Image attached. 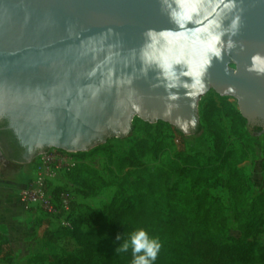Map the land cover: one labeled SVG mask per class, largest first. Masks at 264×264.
I'll return each instance as SVG.
<instances>
[{
  "label": "water",
  "instance_id": "obj_1",
  "mask_svg": "<svg viewBox=\"0 0 264 264\" xmlns=\"http://www.w3.org/2000/svg\"><path fill=\"white\" fill-rule=\"evenodd\" d=\"M211 89L264 128V0H0V118L20 162L88 151L135 116L198 132Z\"/></svg>",
  "mask_w": 264,
  "mask_h": 264
},
{
  "label": "trees",
  "instance_id": "obj_2",
  "mask_svg": "<svg viewBox=\"0 0 264 264\" xmlns=\"http://www.w3.org/2000/svg\"><path fill=\"white\" fill-rule=\"evenodd\" d=\"M220 99V103L216 99L210 100L202 111L199 129L205 126L214 140V154L205 155L204 164L192 163L195 156L182 146L171 156L168 167L153 169L144 164L142 158L153 153L158 159L168 144L148 137L136 140L126 154L116 152L109 142L96 147L94 151L114 156L119 170L128 168L122 185H127L133 193L121 203L113 200L99 209L84 206V211L73 220L71 227L46 231V245L51 238L60 235L66 236L68 242L60 251L46 252L31 261L132 264L131 247L127 252H119L117 248L133 232L144 229L161 243L154 264H264V245L249 241L255 230L264 224L261 217L264 190L257 197H251L249 178L235 161L229 162V176L221 175L231 156V143L217 113L221 108L226 109V115L232 120L231 131L239 139L245 156H248L246 148L251 146V141L247 132L239 127L247 119L239 110L233 109L226 98ZM1 119L0 136H6L14 147V152L3 148L5 156L23 161L25 147L7 127L8 119ZM147 125L151 129L152 124L147 122ZM253 129L262 130L263 127ZM85 154L78 152L80 156ZM82 172L86 173L85 177L81 176ZM67 173L74 184L82 185L81 193L85 196H92L95 191L108 186L99 171L86 164H78ZM219 186L230 193L231 209L236 213L241 232L239 237L230 236L226 206L212 191ZM14 259L11 239L0 234V264H13Z\"/></svg>",
  "mask_w": 264,
  "mask_h": 264
},
{
  "label": "rangeland",
  "instance_id": "obj_3",
  "mask_svg": "<svg viewBox=\"0 0 264 264\" xmlns=\"http://www.w3.org/2000/svg\"><path fill=\"white\" fill-rule=\"evenodd\" d=\"M221 97L226 98L233 109L240 111L239 103L236 98L227 95L222 96L211 89L199 102L200 123L202 122L201 116L205 104L212 99H216L220 103ZM217 119L225 129L227 138L231 143V156L227 161V165L221 171V175L227 178L230 172L229 162H237L238 166L247 174L250 184V195L255 198L264 190V128L262 130H254L248 122L239 127L241 130L247 132V137L251 141V146L246 148L248 156H245L239 139L231 131L232 120L226 115L225 108H221L217 113ZM147 122L149 121L135 116L132 122L133 129L127 135L113 136L109 138L107 142H109L119 154H126L129 152L134 142L143 137L151 138L155 142L163 140L168 144V147L159 155L158 159H155L153 153L142 158V162L153 169L157 167H168L171 156L176 151L180 150L182 146L185 147L188 153L195 156V159L192 161L194 164H204V156L214 154V140L205 126L198 132L188 134L182 131L179 132L175 126H168L167 124H162L160 121L154 123L149 122L152 124L151 129H149ZM95 148L85 151L86 154L84 156L78 155L77 152L76 156L79 160V164H86L97 169L108 183V186L95 191L92 196H85L81 193L83 190L82 185L74 184L68 173L61 171L54 178L52 187L56 188V192L65 190L71 194L70 209L64 210L59 208L60 211L56 214L50 213L44 208H33V212L38 214L36 220L39 223V227L43 230L44 236L48 230H57L63 226L71 227L73 225V220L84 211V206H92L93 208L99 209L104 204L110 203L113 200L121 203L133 193V191L128 189L127 185H122L124 182L123 176L128 168L126 167L119 170L114 156H109L100 151H94ZM49 151L51 150L49 149ZM41 155L42 154H38L34 156L30 161L33 178L37 173L36 168ZM80 174L82 177L86 176L84 172ZM212 191L221 198L226 206L230 236L239 237L241 232L235 219L236 213L231 209V196L229 191L220 186L212 189ZM261 217L264 219V210L262 211ZM249 241L264 245V224H261L255 230L250 236ZM44 242L47 253H50L52 250L58 252L65 247L68 238L64 235H60L59 237L51 238L48 245H46V240H44ZM18 264H21V262ZM34 264L47 263L37 260Z\"/></svg>",
  "mask_w": 264,
  "mask_h": 264
},
{
  "label": "crops",
  "instance_id": "obj_4",
  "mask_svg": "<svg viewBox=\"0 0 264 264\" xmlns=\"http://www.w3.org/2000/svg\"><path fill=\"white\" fill-rule=\"evenodd\" d=\"M33 179L31 163L9 159L0 150V234L8 236L15 250L13 264H34L46 253L43 230L37 213L20 200L19 188Z\"/></svg>",
  "mask_w": 264,
  "mask_h": 264
},
{
  "label": "built area",
  "instance_id": "obj_5",
  "mask_svg": "<svg viewBox=\"0 0 264 264\" xmlns=\"http://www.w3.org/2000/svg\"><path fill=\"white\" fill-rule=\"evenodd\" d=\"M40 156L35 177L19 188V197L28 210L44 208L50 213L70 209L71 194L65 190L56 192L52 187L54 178L61 172H68L79 164L77 152L59 148L50 149Z\"/></svg>",
  "mask_w": 264,
  "mask_h": 264
},
{
  "label": "clouds",
  "instance_id": "obj_6",
  "mask_svg": "<svg viewBox=\"0 0 264 264\" xmlns=\"http://www.w3.org/2000/svg\"><path fill=\"white\" fill-rule=\"evenodd\" d=\"M215 55H219L216 51ZM120 236L117 237L119 239ZM129 247L132 250V264H154L161 248L157 238L151 237L144 229L133 232L129 239L117 248L119 252H127Z\"/></svg>",
  "mask_w": 264,
  "mask_h": 264
},
{
  "label": "flooded vegetation",
  "instance_id": "obj_7",
  "mask_svg": "<svg viewBox=\"0 0 264 264\" xmlns=\"http://www.w3.org/2000/svg\"><path fill=\"white\" fill-rule=\"evenodd\" d=\"M0 120H2V119L0 118ZM3 148H6L8 151L14 152V147L10 144L9 139L4 135L0 136V150H1V152H3ZM47 151H49V149H46V152ZM26 152H27L26 148H24L22 150V157L24 160H26V157H24Z\"/></svg>",
  "mask_w": 264,
  "mask_h": 264
}]
</instances>
